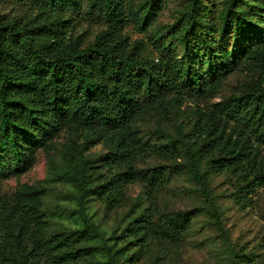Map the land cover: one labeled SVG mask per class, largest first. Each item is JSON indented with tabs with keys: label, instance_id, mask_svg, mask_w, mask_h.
Segmentation results:
<instances>
[{
	"label": "trees",
	"instance_id": "obj_1",
	"mask_svg": "<svg viewBox=\"0 0 264 264\" xmlns=\"http://www.w3.org/2000/svg\"><path fill=\"white\" fill-rule=\"evenodd\" d=\"M164 0H0L10 14H0V163L17 176L31 158L26 145L47 149L64 129L81 128L85 144L107 143L96 158L81 151L59 166L47 156L48 176L71 184L80 229L49 231L42 186L23 185L0 197V264H69L90 251L99 232L86 215L94 196L105 205L120 201L117 178L132 179V125L146 110L160 105L198 102L213 96L228 76L247 70L251 77L239 91L198 114L191 133L169 138L162 149L180 143L184 171L213 208L208 179L230 173L245 187L264 184V0H186L172 24L152 32L156 61L140 56L142 42L128 48L122 28L131 20L145 32ZM105 25L91 43L75 35L79 20ZM253 75V76H252ZM48 153V151H47ZM67 155V154H66ZM114 165L121 174L102 173ZM194 213L177 215L186 224ZM148 216L132 219L127 231L144 246ZM101 248V247H100ZM102 250V248L100 249ZM122 250L110 264H124ZM134 256V257H133Z\"/></svg>",
	"mask_w": 264,
	"mask_h": 264
},
{
	"label": "rangeland",
	"instance_id": "obj_2",
	"mask_svg": "<svg viewBox=\"0 0 264 264\" xmlns=\"http://www.w3.org/2000/svg\"><path fill=\"white\" fill-rule=\"evenodd\" d=\"M144 1L130 0L134 5ZM185 2L164 0L145 32L129 20L121 31L128 48L142 42L140 56L159 59L150 42L152 32L158 26L172 24ZM0 14H10V7H0ZM77 25L75 35L85 43H91L106 28L96 19L79 20ZM250 77L247 70H237L211 97L155 106L136 119L133 137L123 140L125 148L132 151V179L125 182L122 176L117 178L116 189L121 198L112 208L105 205L103 197L88 200L85 213L99 236L85 245H95L98 251H90L69 264H110L109 257L119 249L126 251L121 261L135 255L132 263L129 260L124 264H264V184L245 189V183L230 173L212 174L208 179L212 208L182 167L185 158L180 143L175 151L172 146L162 149L169 138L179 141L181 135L191 133L198 114L207 116L216 103L239 91ZM84 135L81 128L64 129L47 141V149L26 145V155L32 164L17 176L0 163V197L12 195L23 185L42 186L46 189L42 210L49 213L46 215L49 231L80 229L78 216H66L59 211L76 208L72 199L74 189L71 184L48 176L47 156L52 155L56 164L63 166L64 157L78 151L91 158L107 151L105 141L93 138L85 144ZM102 173L121 174V169L111 165ZM188 212L194 215L183 225L177 215ZM142 213L149 217L152 227L143 247L133 232L127 231L132 219Z\"/></svg>",
	"mask_w": 264,
	"mask_h": 264
}]
</instances>
